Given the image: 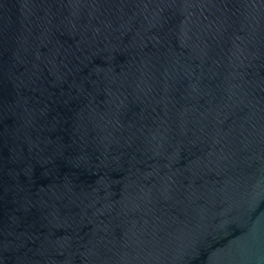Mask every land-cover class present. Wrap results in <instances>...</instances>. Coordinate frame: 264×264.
Returning a JSON list of instances; mask_svg holds the SVG:
<instances>
[{
	"label": "water",
	"instance_id": "1",
	"mask_svg": "<svg viewBox=\"0 0 264 264\" xmlns=\"http://www.w3.org/2000/svg\"><path fill=\"white\" fill-rule=\"evenodd\" d=\"M0 264H264V0H0Z\"/></svg>",
	"mask_w": 264,
	"mask_h": 264
}]
</instances>
